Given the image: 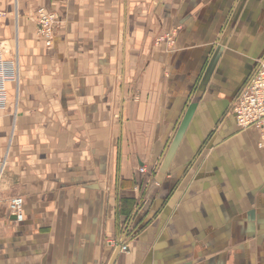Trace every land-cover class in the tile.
I'll return each mask as SVG.
<instances>
[{
  "label": "crops",
  "instance_id": "1",
  "mask_svg": "<svg viewBox=\"0 0 264 264\" xmlns=\"http://www.w3.org/2000/svg\"><path fill=\"white\" fill-rule=\"evenodd\" d=\"M0 10L19 61L0 109V264H109L123 243L113 264H264L261 131L230 113L264 56V0Z\"/></svg>",
  "mask_w": 264,
  "mask_h": 264
},
{
  "label": "built area",
  "instance_id": "2",
  "mask_svg": "<svg viewBox=\"0 0 264 264\" xmlns=\"http://www.w3.org/2000/svg\"><path fill=\"white\" fill-rule=\"evenodd\" d=\"M1 1V0H0ZM0 15L3 11L0 10ZM36 34L42 39L47 47L54 45L58 19L55 12L40 7L35 13ZM6 48L0 42V109H3L8 101L7 84L19 82L18 51L13 57L6 58ZM256 70L247 81L245 88L234 98L230 113L235 117L240 128L254 126L261 131V145L264 146V56L259 57ZM5 162L0 167V176L4 170ZM144 171V169H141ZM9 211L18 222L25 217L24 198L21 195L9 199ZM110 244L115 245V241ZM128 243L121 244V250L128 251Z\"/></svg>",
  "mask_w": 264,
  "mask_h": 264
},
{
  "label": "rangeland",
  "instance_id": "3",
  "mask_svg": "<svg viewBox=\"0 0 264 264\" xmlns=\"http://www.w3.org/2000/svg\"><path fill=\"white\" fill-rule=\"evenodd\" d=\"M5 45H6V48H7L6 51L8 52V54L9 55H14L15 51H16V48L14 46V42H12L10 44L6 42Z\"/></svg>",
  "mask_w": 264,
  "mask_h": 264
},
{
  "label": "water",
  "instance_id": "4",
  "mask_svg": "<svg viewBox=\"0 0 264 264\" xmlns=\"http://www.w3.org/2000/svg\"><path fill=\"white\" fill-rule=\"evenodd\" d=\"M120 249H121V247H120V248L118 247V248L116 249V251H115V253H114V255H113V257H112V259H111V261H110L109 264H113V263H114L115 258H116V256H117L118 252L120 251Z\"/></svg>",
  "mask_w": 264,
  "mask_h": 264
},
{
  "label": "bare ground",
  "instance_id": "5",
  "mask_svg": "<svg viewBox=\"0 0 264 264\" xmlns=\"http://www.w3.org/2000/svg\"><path fill=\"white\" fill-rule=\"evenodd\" d=\"M16 1V0H15ZM18 17V16H17Z\"/></svg>",
  "mask_w": 264,
  "mask_h": 264
}]
</instances>
